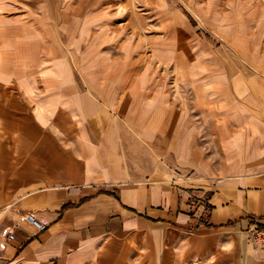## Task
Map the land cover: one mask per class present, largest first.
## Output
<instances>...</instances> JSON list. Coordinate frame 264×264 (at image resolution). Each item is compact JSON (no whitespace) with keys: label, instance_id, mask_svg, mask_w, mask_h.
<instances>
[{"label":"crops","instance_id":"1","mask_svg":"<svg viewBox=\"0 0 264 264\" xmlns=\"http://www.w3.org/2000/svg\"><path fill=\"white\" fill-rule=\"evenodd\" d=\"M39 1L37 30L0 28V264H264V97L192 71L173 96L101 0Z\"/></svg>","mask_w":264,"mask_h":264},{"label":"rangeland","instance_id":"2","mask_svg":"<svg viewBox=\"0 0 264 264\" xmlns=\"http://www.w3.org/2000/svg\"><path fill=\"white\" fill-rule=\"evenodd\" d=\"M244 1L101 0L90 13L106 22L103 28L109 33L119 36L109 44L127 43L130 50L144 54L140 65L157 66L160 75L167 76L165 82L173 96L195 93L185 90L192 71L193 82L222 78L229 88L233 84L240 87L245 92L241 97L256 92L257 98H263L264 0H252L250 6ZM41 4L39 0H0V28L14 35L37 30L47 16ZM159 52H174V56L164 58ZM157 55L162 58L159 62ZM206 66L215 73H199ZM192 97L188 99L194 102ZM197 141L207 156H215L217 147L211 139L199 137ZM166 142L161 139L162 150ZM173 163L184 165L179 159Z\"/></svg>","mask_w":264,"mask_h":264},{"label":"built area","instance_id":"3","mask_svg":"<svg viewBox=\"0 0 264 264\" xmlns=\"http://www.w3.org/2000/svg\"><path fill=\"white\" fill-rule=\"evenodd\" d=\"M201 204L203 201H201ZM27 220L34 225L38 231H45L48 228V224L40 221L33 213L27 214ZM252 226L248 230L249 240L257 247L264 249V218L255 217ZM9 238H13L14 234L9 233Z\"/></svg>","mask_w":264,"mask_h":264}]
</instances>
